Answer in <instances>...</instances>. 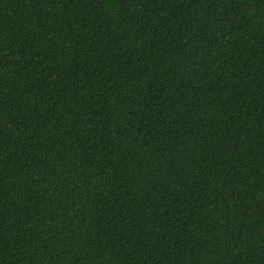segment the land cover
Returning <instances> with one entry per match:
<instances>
[{"label":"trees","instance_id":"16d2710c","mask_svg":"<svg viewBox=\"0 0 264 264\" xmlns=\"http://www.w3.org/2000/svg\"><path fill=\"white\" fill-rule=\"evenodd\" d=\"M0 264H264V0H0Z\"/></svg>","mask_w":264,"mask_h":264}]
</instances>
